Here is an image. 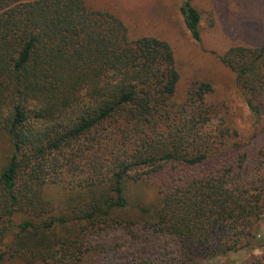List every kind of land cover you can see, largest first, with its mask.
<instances>
[{
    "label": "trees",
    "instance_id": "1",
    "mask_svg": "<svg viewBox=\"0 0 264 264\" xmlns=\"http://www.w3.org/2000/svg\"><path fill=\"white\" fill-rule=\"evenodd\" d=\"M181 15L201 42L192 0ZM218 60L256 119L247 138L169 42L88 0H0V264H232L214 261L251 247L264 38Z\"/></svg>",
    "mask_w": 264,
    "mask_h": 264
},
{
    "label": "rangeland",
    "instance_id": "2",
    "mask_svg": "<svg viewBox=\"0 0 264 264\" xmlns=\"http://www.w3.org/2000/svg\"><path fill=\"white\" fill-rule=\"evenodd\" d=\"M99 10L121 17L132 34L149 35L171 44L184 80L191 75L216 85L214 99L224 102L237 129L252 133L256 119L248 110L233 75L218 57L234 45H251L264 38V0H192L201 14V42L187 31L181 7L185 0H88ZM264 252V219L256 230L251 247L219 257L214 262L243 264Z\"/></svg>",
    "mask_w": 264,
    "mask_h": 264
}]
</instances>
